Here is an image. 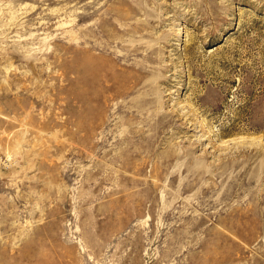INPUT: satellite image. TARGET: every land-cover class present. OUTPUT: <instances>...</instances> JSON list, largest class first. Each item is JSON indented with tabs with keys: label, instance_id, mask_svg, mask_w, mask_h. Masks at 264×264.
Wrapping results in <instances>:
<instances>
[{
	"label": "rangeland",
	"instance_id": "374dc122",
	"mask_svg": "<svg viewBox=\"0 0 264 264\" xmlns=\"http://www.w3.org/2000/svg\"><path fill=\"white\" fill-rule=\"evenodd\" d=\"M122 2L0 0V264H264V0ZM84 47L157 96L81 116Z\"/></svg>",
	"mask_w": 264,
	"mask_h": 264
},
{
	"label": "bare ground",
	"instance_id": "6f19581e",
	"mask_svg": "<svg viewBox=\"0 0 264 264\" xmlns=\"http://www.w3.org/2000/svg\"><path fill=\"white\" fill-rule=\"evenodd\" d=\"M147 0H123L121 5H117L112 9L111 16H116L123 21H129L131 19V14H137L143 10L144 2ZM133 2L137 3V6L133 5ZM122 21V22H123ZM117 23V22H116ZM115 21H108L107 27L103 28V31L108 33V43H105L102 47L107 52L108 45L112 42H122L124 41L123 36L128 34L130 37H135L140 31H143L146 27L143 22H137L134 25L127 24L126 27H123L121 24L120 32L122 35H112L110 32L112 27L117 26ZM109 27V28H108ZM83 40H86L83 36ZM165 39H167L165 37ZM136 41H130V44L126 46V55L132 56L139 54L140 47L135 45ZM86 48L84 47L81 51V72H80V82H81V105H82V115L87 116L88 110L94 116L99 109L96 107L98 101H103L104 104L109 105L110 102L116 98H126L127 95L135 93L138 91V88L149 87V93L151 95L157 96V90L153 85L152 77H146L149 72L145 62L151 60L155 51H152L149 56L144 60V62H139L138 68L132 73H125L121 69H109L110 66H119V58H110L109 56H93L95 60H88L86 56ZM110 55V54H108ZM105 63H104V62ZM89 65L90 69H87ZM161 70H155L154 73H160ZM154 77V76H153ZM102 86V91H98V84ZM109 83V85H108ZM149 93L141 95L140 97L133 98L129 101L131 105L129 107L130 111H125L124 113H130L132 116H163L159 112H153L148 114L145 111L157 103L158 99L156 97H150ZM105 100V101H104ZM127 102V101H126ZM125 100L118 106V109H123L127 107ZM133 110V111H131ZM136 112L137 115L134 113ZM96 116V115H95Z\"/></svg>",
	"mask_w": 264,
	"mask_h": 264
}]
</instances>
